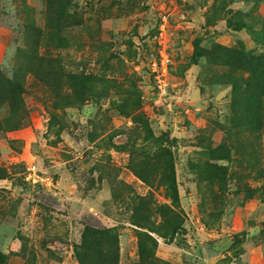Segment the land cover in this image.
<instances>
[{"label":"rangeland","instance_id":"rangeland-1","mask_svg":"<svg viewBox=\"0 0 264 264\" xmlns=\"http://www.w3.org/2000/svg\"><path fill=\"white\" fill-rule=\"evenodd\" d=\"M0 75V264H264V0H0Z\"/></svg>","mask_w":264,"mask_h":264},{"label":"trees","instance_id":"trees-1","mask_svg":"<svg viewBox=\"0 0 264 264\" xmlns=\"http://www.w3.org/2000/svg\"><path fill=\"white\" fill-rule=\"evenodd\" d=\"M11 84L0 75V100L9 99L13 90ZM8 177L7 170L0 167V180ZM173 200L178 201L174 187ZM113 231L95 230L85 227L81 234V242L74 247V256L79 264H118V238ZM0 260L1 256H0Z\"/></svg>","mask_w":264,"mask_h":264},{"label":"built area","instance_id":"built-area-1","mask_svg":"<svg viewBox=\"0 0 264 264\" xmlns=\"http://www.w3.org/2000/svg\"><path fill=\"white\" fill-rule=\"evenodd\" d=\"M37 173H38V170H37L35 165H32V166L27 168L28 179H31L32 182H36L38 180H41V179H39V176Z\"/></svg>","mask_w":264,"mask_h":264}]
</instances>
